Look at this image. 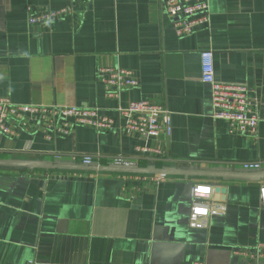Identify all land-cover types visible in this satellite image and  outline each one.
<instances>
[{"label":"crops","instance_id":"0c3cea01","mask_svg":"<svg viewBox=\"0 0 264 264\" xmlns=\"http://www.w3.org/2000/svg\"><path fill=\"white\" fill-rule=\"evenodd\" d=\"M160 3L0 0V96L96 107L112 120L67 134L6 123L0 264H250L238 251L264 242V0H209L208 24L182 36ZM28 7L69 12L30 25ZM204 49L217 80L259 101L255 133L213 118ZM109 65L133 70L138 86L108 97L96 72ZM143 99L170 110L169 137L124 130L117 107ZM138 145L159 152L136 154Z\"/></svg>","mask_w":264,"mask_h":264},{"label":"built area","instance_id":"2783aa9c","mask_svg":"<svg viewBox=\"0 0 264 264\" xmlns=\"http://www.w3.org/2000/svg\"><path fill=\"white\" fill-rule=\"evenodd\" d=\"M161 11L170 18L177 35H188L208 24L210 19L209 0H161ZM29 10L30 25L42 24L62 18L69 12V8L56 10L47 9L41 12ZM200 78L210 88L212 116L226 120L230 129L235 132L255 133L259 123V101L248 94L244 84L225 83L215 77L213 52L204 49L200 52ZM99 80L106 87L108 97H118L123 90L138 86L139 80L133 70L118 65L99 66L96 72ZM120 115L126 117L124 130L150 136L167 138L171 134V112L163 104L150 100H132L127 105L117 107ZM28 122L35 120L44 127L52 128L59 133L67 134L74 126H91L97 130L111 127L112 120L100 116L96 107H82L79 105H50L43 106L32 103H15L7 96H0V134L13 135L14 132L6 124L8 121ZM151 151L158 153L156 148L143 145L136 147V154ZM91 156L83 158L84 163H90ZM122 161L121 158L116 159ZM258 164L247 163V167ZM166 175L160 173L150 177L153 182L162 181ZM145 179V178H144ZM259 197L264 204V183L259 187ZM237 252V251H236ZM241 255L250 264H264V242H257L248 250H240ZM248 261V262H249ZM27 264H36L33 260ZM192 264H204L196 261Z\"/></svg>","mask_w":264,"mask_h":264}]
</instances>
